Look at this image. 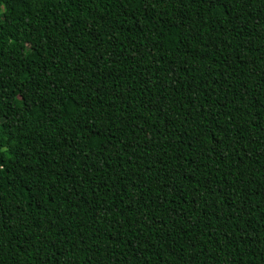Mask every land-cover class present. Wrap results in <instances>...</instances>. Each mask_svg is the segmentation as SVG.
Listing matches in <instances>:
<instances>
[{
    "label": "trees",
    "instance_id": "1",
    "mask_svg": "<svg viewBox=\"0 0 264 264\" xmlns=\"http://www.w3.org/2000/svg\"><path fill=\"white\" fill-rule=\"evenodd\" d=\"M0 264H264V0H0Z\"/></svg>",
    "mask_w": 264,
    "mask_h": 264
}]
</instances>
